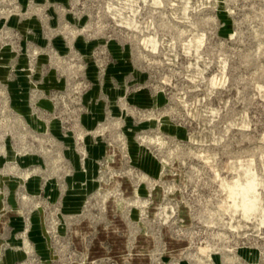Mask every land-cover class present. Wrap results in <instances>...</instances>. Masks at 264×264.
Masks as SVG:
<instances>
[{"label": "rangeland", "instance_id": "obj_1", "mask_svg": "<svg viewBox=\"0 0 264 264\" xmlns=\"http://www.w3.org/2000/svg\"><path fill=\"white\" fill-rule=\"evenodd\" d=\"M0 264H264V0H0Z\"/></svg>", "mask_w": 264, "mask_h": 264}]
</instances>
